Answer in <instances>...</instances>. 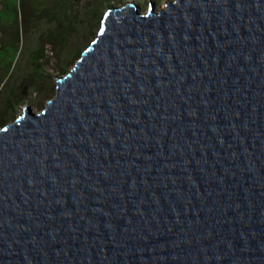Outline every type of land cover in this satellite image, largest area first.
I'll use <instances>...</instances> for the list:
<instances>
[{
  "label": "water",
  "instance_id": "95a60500",
  "mask_svg": "<svg viewBox=\"0 0 264 264\" xmlns=\"http://www.w3.org/2000/svg\"><path fill=\"white\" fill-rule=\"evenodd\" d=\"M0 264H264V0L107 8L0 128Z\"/></svg>",
  "mask_w": 264,
  "mask_h": 264
},
{
  "label": "trees",
  "instance_id": "16d2710c",
  "mask_svg": "<svg viewBox=\"0 0 264 264\" xmlns=\"http://www.w3.org/2000/svg\"><path fill=\"white\" fill-rule=\"evenodd\" d=\"M112 5L113 0H0V128L20 104V90L54 95L53 77L41 62L66 74L89 44L82 40L96 36L102 9Z\"/></svg>",
  "mask_w": 264,
  "mask_h": 264
},
{
  "label": "rangeland",
  "instance_id": "374dc122",
  "mask_svg": "<svg viewBox=\"0 0 264 264\" xmlns=\"http://www.w3.org/2000/svg\"><path fill=\"white\" fill-rule=\"evenodd\" d=\"M37 1L40 2V1H44V0H37ZM130 1H135L140 6V9L142 11H144L148 7L149 1H152L155 3L156 9H160V8L164 7V3L166 1H170V0H113L114 5H112V6H120L124 2H130ZM106 9L107 8L102 9L101 14L104 13L106 11ZM98 25H99V23L95 24L93 33H95L97 31ZM92 39H93L92 35H89L87 38H84L82 40V45L86 46ZM48 55L50 56L51 54L48 52ZM22 59H25V57ZM23 62H24V60H23ZM41 63H42L41 68L43 69V71L46 74L51 75L53 77L52 83H53V86H55L56 78L58 76H62V75L55 69L54 64L52 62L42 61ZM30 90H31V87H27L25 90H23V89L20 90V93L22 95L21 102L19 105H17L15 113H14V115H12L9 123H11L14 120V118H16L20 114V110H22L26 107H30L32 112L38 113L39 111H41L44 108L46 102L50 98L53 97V96L52 97H48V96L39 97L35 94H32Z\"/></svg>",
  "mask_w": 264,
  "mask_h": 264
}]
</instances>
